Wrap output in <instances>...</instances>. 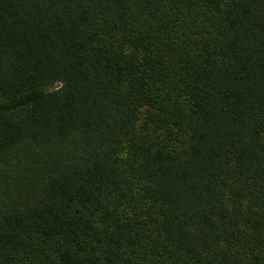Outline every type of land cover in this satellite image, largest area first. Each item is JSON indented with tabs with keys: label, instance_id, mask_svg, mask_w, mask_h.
<instances>
[{
	"label": "trees",
	"instance_id": "16d2710c",
	"mask_svg": "<svg viewBox=\"0 0 264 264\" xmlns=\"http://www.w3.org/2000/svg\"><path fill=\"white\" fill-rule=\"evenodd\" d=\"M0 264H264V0H0Z\"/></svg>",
	"mask_w": 264,
	"mask_h": 264
}]
</instances>
